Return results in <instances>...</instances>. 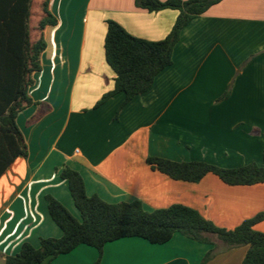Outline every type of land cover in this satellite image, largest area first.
Segmentation results:
<instances>
[{
  "label": "crops",
  "instance_id": "obj_1",
  "mask_svg": "<svg viewBox=\"0 0 264 264\" xmlns=\"http://www.w3.org/2000/svg\"><path fill=\"white\" fill-rule=\"evenodd\" d=\"M36 2L0 0V109L20 91L30 43L38 39ZM50 10L58 24L44 30L42 68L27 89L39 104L16 119L29 155L0 177L1 262L24 242L38 248L41 238L63 236L47 195L80 216L60 176L65 166L83 176L89 196L109 203L139 200L149 212L181 204L227 230L264 212V183L231 186L212 173L199 182L175 180L147 163L161 157L264 166V0H222L192 20L174 47L173 64L120 112L124 93L96 107L115 88L104 48L107 21L161 41L179 11L149 12L135 0H50ZM254 229L264 233V221ZM248 248H231L204 264H243ZM213 249L179 232L165 244L130 237L107 243L100 264H203ZM98 258L96 248L80 245L41 264Z\"/></svg>",
  "mask_w": 264,
  "mask_h": 264
},
{
  "label": "trees",
  "instance_id": "obj_2",
  "mask_svg": "<svg viewBox=\"0 0 264 264\" xmlns=\"http://www.w3.org/2000/svg\"><path fill=\"white\" fill-rule=\"evenodd\" d=\"M221 1L135 0L136 7L149 12L165 9L179 11L170 34L161 41L135 37L118 22L108 20L104 48L107 63L116 74L115 88L105 94L96 107L116 94L124 93L125 100L119 108L120 112L136 96L151 90L156 77L173 64V50L183 29ZM35 7L36 18L39 15L38 39L35 43H30L21 89L0 109V177L18 157L28 158V146L16 119L22 110L39 104L28 95L27 89L34 83L33 73L42 68L41 55L47 47L44 30L58 24L50 10V0H39ZM227 96L228 94L224 98ZM147 163L153 170L175 180L199 182L212 173L231 186L264 183V166L257 163L224 168L204 161L178 162L161 157H149ZM60 176L68 182L81 219L76 218L54 196L47 195L49 214L62 229L63 236L41 238L38 248L24 242L17 254L4 256V264H41L47 259L68 254L80 245L96 248L99 258L95 264H100L104 247L109 242L140 237L153 244H165L176 232L194 241L214 245L203 264L220 252L240 246H249L243 264H264V233L254 229L255 224L264 221V212L245 220L235 229L227 230L215 225L199 211L181 204L149 212L139 200L109 203L99 195L89 196L83 176L69 166L60 170Z\"/></svg>",
  "mask_w": 264,
  "mask_h": 264
},
{
  "label": "rangeland",
  "instance_id": "obj_3",
  "mask_svg": "<svg viewBox=\"0 0 264 264\" xmlns=\"http://www.w3.org/2000/svg\"><path fill=\"white\" fill-rule=\"evenodd\" d=\"M78 215H79V213H78ZM76 218H78V219H79V218H80V216H78V217H76ZM0 264H4V263L0 261Z\"/></svg>",
  "mask_w": 264,
  "mask_h": 264
}]
</instances>
